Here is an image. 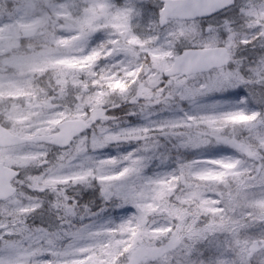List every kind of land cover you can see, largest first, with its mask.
I'll list each match as a JSON object with an SVG mask.
<instances>
[{
    "label": "snow or ice",
    "instance_id": "snow-or-ice-1",
    "mask_svg": "<svg viewBox=\"0 0 264 264\" xmlns=\"http://www.w3.org/2000/svg\"><path fill=\"white\" fill-rule=\"evenodd\" d=\"M0 264H264V0H0Z\"/></svg>",
    "mask_w": 264,
    "mask_h": 264
}]
</instances>
